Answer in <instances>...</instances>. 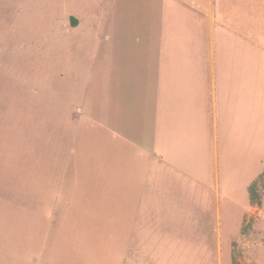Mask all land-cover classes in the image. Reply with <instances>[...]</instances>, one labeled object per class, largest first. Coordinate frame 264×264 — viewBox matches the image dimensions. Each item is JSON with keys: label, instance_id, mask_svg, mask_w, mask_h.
<instances>
[{"label": "crops", "instance_id": "1", "mask_svg": "<svg viewBox=\"0 0 264 264\" xmlns=\"http://www.w3.org/2000/svg\"><path fill=\"white\" fill-rule=\"evenodd\" d=\"M0 7L17 26L11 42L0 40L8 257L223 264L221 143L226 159L245 125L241 145H252L249 120L264 103V0H103L101 37L92 13L55 0ZM243 169L232 176L247 183L255 173Z\"/></svg>", "mask_w": 264, "mask_h": 264}, {"label": "rangeland", "instance_id": "2", "mask_svg": "<svg viewBox=\"0 0 264 264\" xmlns=\"http://www.w3.org/2000/svg\"><path fill=\"white\" fill-rule=\"evenodd\" d=\"M48 1L53 5V0ZM55 1L65 11L78 13L84 19V14L92 13L94 21H91V29L94 30L96 36L101 37L103 0ZM139 4H142V1H139ZM117 8V2H115L114 12ZM53 9L56 12V8ZM28 12L33 14L41 11L30 10ZM6 15L7 12L0 7V40L2 42H11L14 37L13 31L17 26L14 29L8 26L5 20ZM50 22L55 26L57 18L52 17ZM33 24L32 22L29 23L28 28H31ZM19 28H23L22 23ZM49 50L47 47L46 53ZM85 51L86 48L79 47V60H84ZM17 54L20 55L19 53ZM54 62L55 56L51 51L46 55L47 74L55 70ZM61 87L68 89L70 84L61 82ZM78 91L85 97L88 94L87 84H80ZM236 117L239 119L240 124H245L244 121H241V113H237ZM249 124H251L252 128V145H249L247 149L241 145L245 133V125L243 131L239 126L237 148L226 159L223 156L225 150L224 137L221 143L220 195L221 205L224 207L222 220L223 264H264V155L259 162L261 151L264 147V103L258 110H255L252 121L249 120ZM224 125L225 122L223 121V128ZM3 128L5 127L3 126ZM248 134V142H250V130ZM242 158L248 160L254 158V160L252 163L244 165L241 162ZM246 167L255 173L252 180H248L245 183L244 180L236 179L232 176L235 172H241L242 168L245 171ZM230 207V211H227ZM7 236H9V232L6 230L4 213H0V264H16L8 257Z\"/></svg>", "mask_w": 264, "mask_h": 264}]
</instances>
